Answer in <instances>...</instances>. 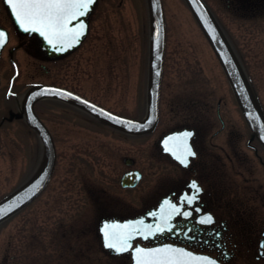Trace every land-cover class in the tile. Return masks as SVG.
<instances>
[{"label":"rangeland","instance_id":"rangeland-1","mask_svg":"<svg viewBox=\"0 0 264 264\" xmlns=\"http://www.w3.org/2000/svg\"><path fill=\"white\" fill-rule=\"evenodd\" d=\"M205 1L233 43L264 111V2L254 0L248 6L238 3L233 7L229 0ZM162 3L173 69L171 73L167 70V83L170 81L169 85L173 87L194 88L191 97H202V105L209 97L213 109L215 101L220 99L221 104L225 103L223 108L228 106L226 118L233 119L240 131L246 133L219 63L183 0H162ZM89 20L86 39L53 64L26 48L23 43L26 38L16 34L0 1V26L9 34L0 56V121L2 116L6 117L0 126V199L32 176L43 158L38 136L25 122L23 125L14 119L20 111L17 108L12 110V98L4 96L8 91L20 97L31 82L49 83L53 78L57 79L53 77L57 72L55 76L64 85L113 107L121 114L140 119L145 113L147 45L145 47L144 28L148 32L145 0H97ZM185 96L182 95L181 99L185 100ZM181 102L176 100V103ZM36 112L55 132V178L34 202L0 224V264H126L123 259L111 258L99 251L96 205L94 200H85L84 189L87 191L96 185L111 190L112 186L103 175L104 169L96 168L92 173L89 169L82 171L87 156L95 161L96 167L99 166L102 152L110 151V145L113 148L116 137L105 129L104 138L102 135L96 140L90 138L85 146L84 123L75 121L65 108L44 100L36 106ZM228 130H231L227 133L230 141H239L240 151L249 154L248 166L256 169L255 175H258L260 164L252 150L245 147L246 134L242 135L236 127H228ZM120 140L121 155L129 154V143ZM92 146L96 147L93 156L86 154L85 157L84 151L79 154H76L79 151H73V147L90 150ZM261 152L259 149L263 155ZM154 155L150 141L139 139L133 158L143 174L137 190L140 199L146 190L158 187L174 176L175 170L166 169ZM87 173L95 176V183L87 181L84 176ZM228 189L235 192L236 185H229ZM120 193L122 202L136 196L131 192L129 195L124 191ZM252 200V197L249 201L246 197L249 207L254 210ZM71 248L73 252H70ZM251 260L254 261L253 256Z\"/></svg>","mask_w":264,"mask_h":264},{"label":"flooded vegetation","instance_id":"flooded-vegetation-1","mask_svg":"<svg viewBox=\"0 0 264 264\" xmlns=\"http://www.w3.org/2000/svg\"><path fill=\"white\" fill-rule=\"evenodd\" d=\"M253 1L254 0H229V3L233 7H236L238 3H243L245 7L253 3ZM262 1L264 2V0H261V2ZM89 19L90 16L88 18V31L90 24ZM88 31L84 40L88 35ZM143 36L146 47L148 32L145 28L143 30ZM19 37L26 38L23 43L28 50L32 48L33 51L38 52L40 57L44 56L42 51H39L34 40L24 36ZM167 43L166 31L162 76L158 97V117L155 127L150 132L143 135L126 133L106 125L74 105L57 100L51 101V103L65 108V110L70 113V116L75 118V121L84 123L82 129L87 133L84 135L86 141L85 146L90 141V138L96 140L99 135H102L104 138L103 132L108 131L109 135L116 137L113 148L110 145V151L102 152L99 166L96 167L95 161L90 158V156H87V160L85 159L84 163H82L83 165L79 164L82 165V171H88L86 169H89L91 173L93 169L103 168V175L106 176L105 180L112 186L111 190H109L107 186L96 185L87 191L84 189L85 200L87 202L94 200L93 202L97 209L96 234L100 244L98 249L102 254H107L111 258L123 259L126 264H132L131 249L116 254L113 250L103 246L102 235L99 233V227L102 222L113 220L124 221L144 217L145 222L151 224L156 221V215L150 217L146 214L155 211L159 205L162 204L164 207V215L159 216L158 220H160V225H163L164 220L173 214V209L170 204H165L164 201L167 200L179 204L181 198L185 194H190L192 192L190 184L195 181L201 187L202 192L199 195L198 201H196L192 207H198L200 212L196 213L193 211L189 219L174 217L170 222L178 225V227L170 232L155 233L151 238L145 240L141 238L133 239V248L136 245L145 248L155 245L171 244L184 248L194 254L210 256L220 264H264V248L261 247L262 242H264V167H262L264 166V147L251 136L250 130L242 115L238 117L240 118L239 121L243 123L242 129L246 133L240 131V128L234 124V121L232 122L233 119L226 118L225 110L228 106L226 105V108H223L225 107V103L221 104L220 99L215 101V108L213 109L214 105L212 99L209 100V97L203 105L201 102L202 97L196 96V99L191 97V95L193 96L192 90L193 93L195 92L194 88L190 90L177 87V85L173 87L172 84L169 85L170 81L167 83V70H170L169 73L173 70L169 60ZM8 52L11 53L12 51L9 49ZM64 57L53 58L50 62L56 64L58 60ZM174 64L176 65V63ZM57 74L58 73L55 72L53 77L58 79V76H55ZM57 79L53 78V81L47 84L63 87L111 112L128 117L117 112L113 107L100 103L75 88L64 85L59 79V81H56ZM190 82L188 84L189 86ZM229 91L233 101L234 97L230 88ZM184 94L186 95L185 100L181 99ZM4 96L7 99L12 98V110L16 108L19 109L17 107V102L20 99L19 95L15 92L8 91ZM177 99L181 100L183 103H176ZM38 103L35 104V108ZM232 104L233 103H231V105ZM2 117L0 126H2L4 118H6L4 116ZM16 117L17 115L14 116V119L21 121V123L23 122V125H25L24 120ZM43 122L47 126L55 144V132H53L45 121ZM93 126L95 127L91 128ZM96 127L98 129H96ZM228 127L229 129L231 127H236V130L238 129L242 135L246 134L245 147L249 150L251 149L252 155L258 160L257 163L260 164L258 168L261 170V174L255 175L256 169H252L248 166L247 157L249 154L245 150L240 151L241 146L238 145L239 141H230L227 133L231 130H228ZM176 131L193 133V136L188 140V144L196 155L194 158H189L190 162L187 167L181 164L178 158L164 151V147L161 145V140L165 135ZM236 137H239V135L237 136V132ZM120 139H124L125 143H129V154L121 155ZM139 139L150 141L152 151H155L154 156L162 162L161 164L164 165L166 169L171 168L175 170L173 177H168L159 184L158 187L156 185L153 189H149V191L146 190L144 192L145 196L142 195V199L138 197L137 190L138 184L143 179V174L138 169L137 162L133 158L137 150V142ZM95 149V146H92L90 150H81L78 147H73V151H79L76 152V154H79L80 151H84V156L86 154L95 155ZM259 149L262 150L261 153H263V155L259 153ZM181 154L182 152L176 156L180 157ZM134 171L140 172L141 176L139 181L135 185L122 186L121 179L123 175ZM54 173L55 169L51 180L55 178ZM165 175L168 174L166 173ZM84 176L90 183H95V181H93L95 176L89 173ZM256 180H259V182H255ZM233 184L236 185L235 192L228 189L229 185ZM223 189H225V191ZM152 190H154V192H150ZM123 191L127 194L131 192L133 195L136 193V196L129 197V199L127 198V202H122L120 192ZM246 197L248 201L249 197L253 198L252 202H255L252 204L254 205V210L249 207ZM206 214H210L214 218L215 223L210 226L198 224L197 220L199 217ZM189 229H191V231H189ZM69 250L70 252L74 251L72 248ZM251 256H253L254 261L251 260Z\"/></svg>","mask_w":264,"mask_h":264},{"label":"water","instance_id":"water-1","mask_svg":"<svg viewBox=\"0 0 264 264\" xmlns=\"http://www.w3.org/2000/svg\"><path fill=\"white\" fill-rule=\"evenodd\" d=\"M4 6L6 7L7 13L16 29V31L28 37H34L35 43L39 49L44 54L47 59L62 57L71 51L75 50L84 39L87 32V20L88 17L95 6V3L91 5L90 12L80 19L85 25V34L81 37L80 42L75 44L74 47L61 50V45L53 47L48 44L44 37L40 36L38 33H26L18 25L16 19L13 16L12 10L5 0H2ZM148 12V60H147V91H146V111L145 115L141 120L128 119L116 114H113L100 106L59 87L38 84L30 87L26 90L24 98L22 101L21 114L26 122V124L37 134L39 141L43 147V158L38 169L28 178L24 183L18 186L16 189L11 191L9 194L0 199V210L7 212L3 218H0V223L13 216L25 206H27L31 201H33L45 188L48 183L55 165V147L51 138V135L45 125L36 116L34 112V104L43 99H58L66 103L72 104L87 113H89L94 118L99 121L109 125L115 129L121 130L126 133L132 134H143L150 131L157 119V101L159 93V84L161 80L162 72V61L164 52V38H165V28H164V16L161 0H145ZM189 10L191 11L193 17L198 23L201 31L203 32L205 38L207 39L210 47L212 48L227 80L232 89L236 102L241 110V113L251 130L252 136L255 137L260 144L264 147V116L260 110L254 92L251 85L246 77L244 69L240 64L236 54L234 53L230 43L226 39L224 33L216 22L215 18L205 5L202 0H184ZM72 27V25H69ZM77 31H80L79 24H77ZM0 31L5 32L7 42L8 36L7 32L0 28ZM4 43V45H5ZM2 47H0L1 51ZM157 73H159L157 75ZM47 89H59L66 93H71L72 98L61 97L59 95L43 94V90ZM39 94V95H37ZM79 97L80 100H77ZM83 101H87L88 104L85 105ZM94 105L95 107H90ZM103 110V111H101ZM111 114V117L106 115ZM112 117H119L120 120L113 119ZM151 120V124L148 121ZM131 122V123H125ZM142 126V127H141ZM173 137L174 139H169ZM183 133H173L169 134L163 139V144L166 146V152H169L175 158L183 148ZM139 180L138 172H129L123 175L121 179L122 186L134 185ZM17 205H19L17 207ZM143 220V219H142ZM139 221V220H137ZM137 221L125 222L117 225H129L128 229H117V231H132L133 229H139V232H134V237L141 236L140 233H145L147 230V223L143 225L137 224ZM148 232V231H147ZM155 247L158 248H165ZM139 254H135L138 256ZM201 257H182L181 259L186 262V264H207L206 261L200 259ZM137 258L135 257V264ZM211 260V259H210ZM218 264V263H216Z\"/></svg>","mask_w":264,"mask_h":264},{"label":"snow or ice","instance_id":"snow-or-ice-1","mask_svg":"<svg viewBox=\"0 0 264 264\" xmlns=\"http://www.w3.org/2000/svg\"><path fill=\"white\" fill-rule=\"evenodd\" d=\"M5 3L9 5L12 10L13 16L16 19L18 25L26 33H38L40 36L48 42V44L56 47L61 45V50L74 47L75 44L80 42L81 37L85 34V25L80 19L86 16L90 10L91 5L95 3V0H5ZM77 24H79L80 31H77ZM72 25V27H69ZM6 40V34L0 31V47L4 46ZM159 73H157L158 75ZM43 94L59 95L61 97L72 98L71 93H66L59 89H47L43 90ZM39 95V94H37ZM80 100L79 97H76ZM85 105L87 101H83ZM90 107H95L91 105ZM103 111V110H101ZM106 115L111 117V114ZM113 119L120 120L119 117H112ZM151 120L148 124H151ZM131 123V122H125ZM142 127V126H141ZM193 136L192 132L183 133V148L180 157V163L185 167L189 164V158L195 157L196 153L192 150L188 144V140ZM169 139H174L169 137ZM264 139V137H262ZM192 192L185 194L179 204L164 201L165 204H170L173 209V214L168 216L163 225L157 224L147 225V228L151 229L148 235H154L155 233H163L165 231H172L177 228L178 225L171 223L170 221L174 217H183L189 219L193 211L200 212V209L193 208L192 206L198 201L199 195L202 192L201 187L193 181L190 184ZM19 205H17L18 207ZM187 206V207H185ZM7 215V212L0 210V218ZM151 215L155 216L156 213ZM137 224L143 225L144 221L139 220ZM198 224L210 226L215 223L214 218L210 214L203 215L197 220ZM129 225H117V224H105L102 233L104 237V247L113 250L116 254L126 252L133 248L130 243L134 239V232H139V229H133L132 231H117V229H128ZM191 231V229H189ZM143 235V233H140ZM147 239V236H144ZM261 247L264 248V242ZM134 251L139 254L136 264H186L182 257H190L192 254L185 252L183 249L172 248L171 246L158 249H143L135 248ZM200 259L207 262V264H216V261L210 260L208 257H201Z\"/></svg>","mask_w":264,"mask_h":264},{"label":"bare ground","instance_id":"bare-ground-1","mask_svg":"<svg viewBox=\"0 0 264 264\" xmlns=\"http://www.w3.org/2000/svg\"><path fill=\"white\" fill-rule=\"evenodd\" d=\"M20 102H21V99H19V101L17 102V107L18 108L20 107Z\"/></svg>","mask_w":264,"mask_h":264}]
</instances>
